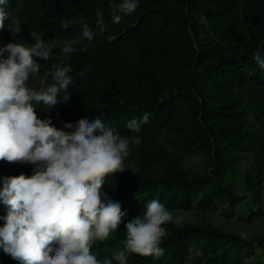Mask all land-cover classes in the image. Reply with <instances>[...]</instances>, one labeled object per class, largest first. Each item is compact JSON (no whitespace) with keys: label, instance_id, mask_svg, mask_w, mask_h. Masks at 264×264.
Returning a JSON list of instances; mask_svg holds the SVG:
<instances>
[{"label":"trees","instance_id":"16d2710c","mask_svg":"<svg viewBox=\"0 0 264 264\" xmlns=\"http://www.w3.org/2000/svg\"><path fill=\"white\" fill-rule=\"evenodd\" d=\"M117 2L9 0L19 28L11 33L5 21L0 46L33 43V31L48 43L78 39L81 20L94 38L66 62L73 79L67 105L47 112L37 105L38 117H50L58 131L100 118L140 138L129 144L127 169L106 177L102 190L127 220L152 199L174 219L163 225L162 256L129 254L127 264H185L190 246L201 253L191 264H264V231L250 227L264 220V71L252 59L264 54V0H139L135 12L113 23L109 8ZM97 11L103 31L95 27ZM56 62L39 61L41 74ZM84 72L90 76L81 81ZM145 112L147 122L130 132L127 121ZM32 168L0 161V177L31 175ZM215 208L231 216L238 208L237 221L212 220ZM124 237L121 223L91 251L110 258ZM0 264L19 261L0 251Z\"/></svg>","mask_w":264,"mask_h":264},{"label":"clouds","instance_id":"9594fccd","mask_svg":"<svg viewBox=\"0 0 264 264\" xmlns=\"http://www.w3.org/2000/svg\"><path fill=\"white\" fill-rule=\"evenodd\" d=\"M8 4L0 0V29L7 21L8 31L16 33L19 22ZM138 6L139 0H118L109 8L112 22L119 23L121 14H131ZM94 19L96 29L103 31L100 11ZM60 26L67 30L68 23L61 21ZM30 36L33 43L0 46V161L33 165L31 175L0 177V205L5 209L0 215V251L19 264H127L129 254L162 256L161 244L169 234L163 225L173 221L172 212L152 199L127 220V211L102 190L106 177L127 169L129 144H139L140 138L122 135L100 118L58 131L50 117L41 119L36 112L37 105L46 112L58 103L67 105L73 79L66 62L80 54L77 49L92 45L90 29L81 20L78 39L48 43L38 32ZM49 59L58 62L41 74L39 61ZM252 59L264 71V54L257 51ZM89 76L84 72L78 79ZM149 115L132 118L125 127L139 132ZM121 223L125 237L110 258L99 259L93 245L107 240ZM187 251L185 264L201 255L194 246Z\"/></svg>","mask_w":264,"mask_h":264},{"label":"rangeland","instance_id":"374dc122","mask_svg":"<svg viewBox=\"0 0 264 264\" xmlns=\"http://www.w3.org/2000/svg\"><path fill=\"white\" fill-rule=\"evenodd\" d=\"M248 201V199H245L242 203L241 206H245L246 202ZM257 208V207H256ZM239 209L237 208L235 211L234 215H229V214H221L219 211V208H215L214 210L211 211L210 216L212 218V220H216L217 222H219L220 224L223 222H226L228 224H233L234 222L237 221V215ZM244 211L246 212V214H250V211H248V209H244ZM260 216L264 217V213H260ZM250 227L253 229H259L264 231V220H262L261 222L258 223V221H254L252 223H250ZM264 246V244H263ZM264 255V252L262 251L261 256ZM263 257V256H262ZM261 257V259H262Z\"/></svg>","mask_w":264,"mask_h":264},{"label":"water","instance_id":"95a60500","mask_svg":"<svg viewBox=\"0 0 264 264\" xmlns=\"http://www.w3.org/2000/svg\"><path fill=\"white\" fill-rule=\"evenodd\" d=\"M112 41L115 40V39H111Z\"/></svg>","mask_w":264,"mask_h":264}]
</instances>
